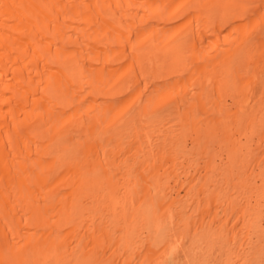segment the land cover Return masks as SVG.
Listing matches in <instances>:
<instances>
[{"label": "bare ground", "instance_id": "obj_1", "mask_svg": "<svg viewBox=\"0 0 264 264\" xmlns=\"http://www.w3.org/2000/svg\"><path fill=\"white\" fill-rule=\"evenodd\" d=\"M177 256L264 264V0H0V264Z\"/></svg>", "mask_w": 264, "mask_h": 264}, {"label": "rangeland", "instance_id": "obj_2", "mask_svg": "<svg viewBox=\"0 0 264 264\" xmlns=\"http://www.w3.org/2000/svg\"><path fill=\"white\" fill-rule=\"evenodd\" d=\"M175 259H176V260H175V261H176V264H177V263H178V264H182V263H183V259H182V258H180V257L177 256V257H175ZM177 259H178V260H177ZM171 261H172V260H170L168 263H169V264H172V263L175 264V263H174L175 261H172V262H171ZM179 261H180V262H179Z\"/></svg>", "mask_w": 264, "mask_h": 264}]
</instances>
